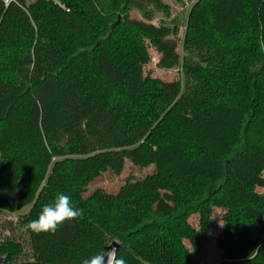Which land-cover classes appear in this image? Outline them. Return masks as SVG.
Instances as JSON below:
<instances>
[{
    "label": "trees",
    "instance_id": "obj_1",
    "mask_svg": "<svg viewBox=\"0 0 264 264\" xmlns=\"http://www.w3.org/2000/svg\"><path fill=\"white\" fill-rule=\"evenodd\" d=\"M166 0H0V207L29 206L3 264H81L114 240L126 264H264V0H192L181 55L154 22ZM138 12L139 15H136ZM127 160L153 170L117 192L89 185ZM82 218L26 228L57 194ZM197 215V222L192 217Z\"/></svg>",
    "mask_w": 264,
    "mask_h": 264
},
{
    "label": "rangeland",
    "instance_id": "obj_2",
    "mask_svg": "<svg viewBox=\"0 0 264 264\" xmlns=\"http://www.w3.org/2000/svg\"><path fill=\"white\" fill-rule=\"evenodd\" d=\"M170 4V12H156L154 22L165 23L174 29L178 39V51L181 55L179 65L173 68H165L159 65L160 52L158 49L149 43V60L144 65L145 74L149 77H160L165 80L184 78V70L182 64L183 39L186 29V20L192 0H166ZM139 15L138 12H135ZM153 170V166L139 167L134 165L130 160H127L126 166L121 173H116L113 170L105 171L94 182L89 185V191L95 188L102 187L108 192H117L126 179L130 176L142 177ZM29 206L16 209L6 210L0 207V224L2 226V238L13 233L11 221L18 223L21 214L27 212ZM223 208L217 207L213 213L212 233L209 239L204 241L201 248H191L194 264H218L224 258V250L218 246L216 236L220 232L223 224ZM193 222H197V215L192 217ZM194 249V251H193Z\"/></svg>",
    "mask_w": 264,
    "mask_h": 264
},
{
    "label": "clouds",
    "instance_id": "obj_3",
    "mask_svg": "<svg viewBox=\"0 0 264 264\" xmlns=\"http://www.w3.org/2000/svg\"><path fill=\"white\" fill-rule=\"evenodd\" d=\"M83 209L74 208L69 195L57 194L53 203L45 204L36 219L28 222L26 228L33 233H52L69 220L82 218ZM194 251V249H193ZM81 264H126L115 247L102 249L81 261Z\"/></svg>",
    "mask_w": 264,
    "mask_h": 264
},
{
    "label": "water",
    "instance_id": "obj_4",
    "mask_svg": "<svg viewBox=\"0 0 264 264\" xmlns=\"http://www.w3.org/2000/svg\"><path fill=\"white\" fill-rule=\"evenodd\" d=\"M111 247H115V248L118 249V247H119V243H118V241L114 240L111 244H109V245L107 246V249H109V248H111ZM6 257H7L6 255H4V254H0V264H3V263H4Z\"/></svg>",
    "mask_w": 264,
    "mask_h": 264
},
{
    "label": "built area",
    "instance_id": "obj_5",
    "mask_svg": "<svg viewBox=\"0 0 264 264\" xmlns=\"http://www.w3.org/2000/svg\"><path fill=\"white\" fill-rule=\"evenodd\" d=\"M6 1V3H9L11 0H5Z\"/></svg>",
    "mask_w": 264,
    "mask_h": 264
}]
</instances>
